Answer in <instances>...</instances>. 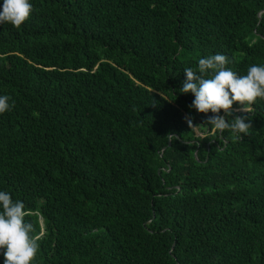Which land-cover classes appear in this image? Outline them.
I'll return each instance as SVG.
<instances>
[{
    "label": "trees",
    "instance_id": "obj_1",
    "mask_svg": "<svg viewBox=\"0 0 264 264\" xmlns=\"http://www.w3.org/2000/svg\"><path fill=\"white\" fill-rule=\"evenodd\" d=\"M29 2L0 24V191L32 264H264V99L238 137L180 92L209 55L264 66V0Z\"/></svg>",
    "mask_w": 264,
    "mask_h": 264
},
{
    "label": "clouds",
    "instance_id": "obj_2",
    "mask_svg": "<svg viewBox=\"0 0 264 264\" xmlns=\"http://www.w3.org/2000/svg\"><path fill=\"white\" fill-rule=\"evenodd\" d=\"M32 11L29 0H3L0 24L7 22L18 28ZM227 63L228 58L219 53L200 58L198 71L184 69L186 80L180 92L194 95L190 108L199 113L216 114L207 121L212 131L228 129L239 137L248 133L251 123L246 122L247 117L238 116L232 122L226 117L232 115L233 103L243 105L242 111L250 112L246 106L253 105L257 98L264 99V66L251 65L246 75L239 76L226 67ZM9 99L7 95L0 96V114L10 110ZM221 110L226 115H219ZM187 122L192 128V120ZM26 215L22 201H13L9 193L0 191V250H3L4 264H32L36 258L39 237L33 235L34 226L25 221Z\"/></svg>",
    "mask_w": 264,
    "mask_h": 264
}]
</instances>
